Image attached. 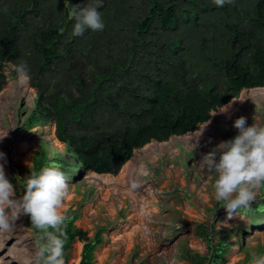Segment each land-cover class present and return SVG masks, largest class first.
I'll use <instances>...</instances> for the list:
<instances>
[{"label":"trees","instance_id":"1","mask_svg":"<svg viewBox=\"0 0 264 264\" xmlns=\"http://www.w3.org/2000/svg\"><path fill=\"white\" fill-rule=\"evenodd\" d=\"M100 2L104 30L74 36L72 10L96 0H0V90L8 63L25 66L38 91L27 121L55 123L66 147L37 152L32 170L117 175L135 149L194 132L243 89L264 87V0ZM261 200L241 210L262 214ZM65 216V264L77 239L79 264H94L100 240ZM225 250L203 263L218 264Z\"/></svg>","mask_w":264,"mask_h":264},{"label":"rangeland","instance_id":"2","mask_svg":"<svg viewBox=\"0 0 264 264\" xmlns=\"http://www.w3.org/2000/svg\"><path fill=\"white\" fill-rule=\"evenodd\" d=\"M5 74L0 92L17 84L0 99V152L6 154L5 173L20 197L21 181L34 168L36 153L43 150L52 157L66 147L56 138L55 123L27 121L38 95L29 77L28 87L19 85L22 75L12 63ZM226 105V113L212 111L205 128L209 120L194 132L135 149L117 175L67 170L69 191L61 212L75 215L76 225L100 240L94 264H202L220 244L226 250L218 264H249L252 253L264 254V212L238 209L229 217L214 196L215 174L199 167L204 154L238 134L233 127L237 118L246 117L248 126H264V87L243 89ZM127 164L125 182L116 184L113 177ZM133 180L140 184L135 190ZM263 195L261 190L252 204L264 201ZM36 241L29 216L22 215L9 230L0 231V264H34ZM84 245L79 239L73 243L69 264L80 263Z\"/></svg>","mask_w":264,"mask_h":264},{"label":"clouds","instance_id":"3","mask_svg":"<svg viewBox=\"0 0 264 264\" xmlns=\"http://www.w3.org/2000/svg\"><path fill=\"white\" fill-rule=\"evenodd\" d=\"M213 2L222 8L232 0ZM102 6L100 0H96V3L72 10L71 17L76 21L74 36L83 35L87 29L104 30L105 25L98 11ZM18 71L22 79H28L25 66L22 65ZM229 107L223 105L215 115L226 113ZM233 127L238 134L218 143L203 155L199 164L201 169L215 174L212 184L214 196L217 202H223L229 217L238 209H249L258 193L264 190V126L256 123L248 126L247 118L241 116L234 121ZM0 161V231L9 230L22 215L29 216L32 227L39 233L34 264H65L66 216L61 212L69 191L65 173L53 164L30 170V174L23 178V195L17 197L16 186L5 173L6 154L3 152H0ZM139 187L136 180L131 182L133 190ZM249 264H264V254L252 253Z\"/></svg>","mask_w":264,"mask_h":264},{"label":"bare ground","instance_id":"4","mask_svg":"<svg viewBox=\"0 0 264 264\" xmlns=\"http://www.w3.org/2000/svg\"><path fill=\"white\" fill-rule=\"evenodd\" d=\"M14 79V78H13ZM16 82V81H15ZM19 85H21L22 87L26 88L28 87V82L27 80L22 79V77H19V81H18ZM17 84V83H16ZM16 84L14 82L10 83L2 92H0V99L4 96V94L13 91L16 88ZM18 86V85H17ZM23 88V89H24ZM260 90V89H259ZM15 91V90H14ZM190 134V133H189ZM192 135V134H190ZM190 138V137H189ZM192 139V138H191ZM62 143V142H61ZM23 148L27 147L26 144L22 145ZM25 160L29 159V155H27L26 157H24ZM129 171V164H127L121 174L117 177H113V180L117 183H124L125 182V178H126V173ZM110 179V178H108ZM107 180V179H106ZM112 180V181H113ZM142 209V208H141ZM142 214V213H141ZM142 217V216H141Z\"/></svg>","mask_w":264,"mask_h":264},{"label":"crops","instance_id":"5","mask_svg":"<svg viewBox=\"0 0 264 264\" xmlns=\"http://www.w3.org/2000/svg\"><path fill=\"white\" fill-rule=\"evenodd\" d=\"M96 252V251H95ZM95 255V254H94ZM82 260V259H81Z\"/></svg>","mask_w":264,"mask_h":264}]
</instances>
